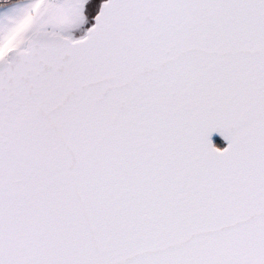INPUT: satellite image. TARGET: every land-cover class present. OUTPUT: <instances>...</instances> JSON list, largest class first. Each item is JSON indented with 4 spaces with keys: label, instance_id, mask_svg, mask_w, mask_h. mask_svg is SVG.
Wrapping results in <instances>:
<instances>
[{
    "label": "snow or ice",
    "instance_id": "obj_1",
    "mask_svg": "<svg viewBox=\"0 0 264 264\" xmlns=\"http://www.w3.org/2000/svg\"><path fill=\"white\" fill-rule=\"evenodd\" d=\"M0 264H264V0H0Z\"/></svg>",
    "mask_w": 264,
    "mask_h": 264
}]
</instances>
